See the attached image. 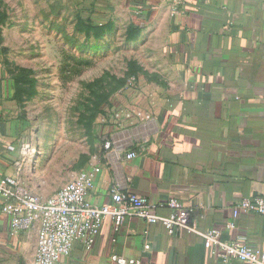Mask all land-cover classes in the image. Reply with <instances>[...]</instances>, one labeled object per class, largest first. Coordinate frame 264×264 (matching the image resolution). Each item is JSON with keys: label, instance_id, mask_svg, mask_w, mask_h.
<instances>
[{"label": "crops", "instance_id": "0c3cea01", "mask_svg": "<svg viewBox=\"0 0 264 264\" xmlns=\"http://www.w3.org/2000/svg\"><path fill=\"white\" fill-rule=\"evenodd\" d=\"M84 2L104 24L130 21L148 41L162 43L170 74L169 86L155 89L154 104L133 106L131 121L107 127L111 147L97 165L90 203H109L110 189L118 186L166 217L169 209L159 205L176 199L200 231L220 229L224 240L264 251L262 217L241 214L235 229H226L236 203L264 198V0ZM27 134L0 57V178L17 177L23 187L42 154L24 158ZM131 152L135 157L127 159ZM1 206L0 199V264H32L36 231L12 233ZM113 254L140 264H225L196 235H170L161 224L138 218L115 229L109 217L90 251L75 242L57 264H115Z\"/></svg>", "mask_w": 264, "mask_h": 264}, {"label": "rangeland", "instance_id": "374dc122", "mask_svg": "<svg viewBox=\"0 0 264 264\" xmlns=\"http://www.w3.org/2000/svg\"><path fill=\"white\" fill-rule=\"evenodd\" d=\"M108 22L84 0H0L1 64L27 122L28 157L43 154L24 188L42 198L99 165L107 127L169 86L162 43L130 21Z\"/></svg>", "mask_w": 264, "mask_h": 264}, {"label": "built area", "instance_id": "2783aa9c", "mask_svg": "<svg viewBox=\"0 0 264 264\" xmlns=\"http://www.w3.org/2000/svg\"><path fill=\"white\" fill-rule=\"evenodd\" d=\"M182 1L174 0L177 6ZM110 147L111 143L106 141L104 149L109 150ZM29 149V145L23 146L24 158L29 156ZM133 157L135 154L132 152L126 155L127 159ZM100 172L99 166L83 170L47 198L25 189L17 177L0 178L1 212L7 217L10 231L15 234L36 231L32 264H57L61 257L69 256L75 242H80L86 251H90L106 217L113 221L115 229L121 227L127 218H138L149 224H161L170 235H196L205 249L215 248L217 258L225 264L231 260L264 264V251L248 244L224 240L220 229H197L176 199L159 205L169 209L166 217L157 215L156 207L145 197L123 193L118 186L110 189L109 203L100 206L91 204L88 194ZM241 214H255L264 219V198H245L236 203L232 209V220L226 223L227 230L235 229V220ZM110 260L115 264L141 263L138 259L115 254L110 256Z\"/></svg>", "mask_w": 264, "mask_h": 264}]
</instances>
